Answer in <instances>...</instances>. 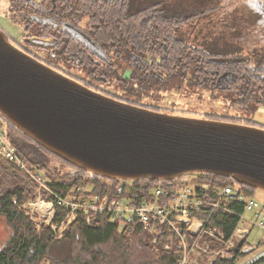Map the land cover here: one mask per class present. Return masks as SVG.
Wrapping results in <instances>:
<instances>
[{
    "label": "trees",
    "instance_id": "trees-1",
    "mask_svg": "<svg viewBox=\"0 0 264 264\" xmlns=\"http://www.w3.org/2000/svg\"><path fill=\"white\" fill-rule=\"evenodd\" d=\"M208 1L9 0V17L23 27V50L62 73L67 63L82 67L87 78H80V82L93 89L101 84L117 87L121 94H108L121 100L154 109L144 103V98L160 94L172 82L187 80L192 88L237 94L233 101L237 109L253 111L264 106V68L252 66L242 55H227L232 48L223 38H216L220 50L214 53L191 44L182 35L181 31L187 30L199 15L217 9L213 0ZM202 6L204 11L197 13ZM86 17L83 31L99 51L63 24L77 28ZM230 43L237 45L232 40ZM95 51L101 52L102 58ZM0 125L27 167L45 176L52 193L43 189L42 194L54 201L53 222L62 221L69 213V209L57 203L53 193L59 197L78 196L85 188L87 194H116L124 182L61 158L1 114ZM197 179L234 184L251 197L259 189L213 173H197ZM171 182L149 178L132 180L130 185L124 182L122 195L140 204L151 197L157 186ZM38 192L39 183L28 171L0 156V218L11 229L7 243L0 249V264H177L175 249L163 245L165 237L160 239L159 256L147 231L138 228L131 236H125L105 213L99 214L98 226L88 225L80 214L64 235L56 238L47 223L39 228L22 208ZM261 206L264 211V203ZM213 210L209 212L212 214L208 224L224 231L229 239L246 206L231 201ZM242 244L237 245L230 258L210 264H240ZM253 264H264V258Z\"/></svg>",
    "mask_w": 264,
    "mask_h": 264
},
{
    "label": "water",
    "instance_id": "water-1",
    "mask_svg": "<svg viewBox=\"0 0 264 264\" xmlns=\"http://www.w3.org/2000/svg\"><path fill=\"white\" fill-rule=\"evenodd\" d=\"M0 114L40 145L110 179L213 173L264 190V129L173 115L90 88L0 30Z\"/></svg>",
    "mask_w": 264,
    "mask_h": 264
},
{
    "label": "built area",
    "instance_id": "built-area-1",
    "mask_svg": "<svg viewBox=\"0 0 264 264\" xmlns=\"http://www.w3.org/2000/svg\"><path fill=\"white\" fill-rule=\"evenodd\" d=\"M0 156L21 166L38 181L39 192L36 198L34 201L26 202L24 206L27 207L28 204L32 206V218L37 216L35 223L37 225L42 221L47 223L56 238H61L80 214L84 216L88 225L98 226L99 214L105 213L111 222L117 223L120 231L126 236H131L138 228L147 231L152 236V243L159 256L160 239L165 237L163 245L167 249H175L178 255L177 264H210L217 259L230 258L237 245L242 244V240L247 239L249 235V231L237 229L244 213L234 233L227 239L224 231L208 224L213 209L237 201L243 203L246 210H254L256 218L261 216V212L256 210L261 207L259 202L246 195L239 186L202 181L197 179V173H185L172 180L170 184L157 186L151 197L140 204H135L131 198L122 195L125 189L124 182L126 185L131 184L128 180H123L124 182L116 189V194H87L85 191L88 190L85 188L81 189L82 193L78 196L59 197L53 193L57 203L69 209V213L62 221L53 222L54 201L45 199L42 194L43 189L51 191L40 172H32L20 158L1 125ZM111 184L112 182L108 180V185ZM38 202H42L45 208H39ZM47 212L52 213L50 218L46 215ZM260 223L264 227L262 220ZM234 236L238 239L233 241ZM259 246L247 242L239 249L247 257L255 254L250 261L253 262L255 257L264 258V249H259Z\"/></svg>",
    "mask_w": 264,
    "mask_h": 264
},
{
    "label": "rangeland",
    "instance_id": "rangeland-1",
    "mask_svg": "<svg viewBox=\"0 0 264 264\" xmlns=\"http://www.w3.org/2000/svg\"><path fill=\"white\" fill-rule=\"evenodd\" d=\"M41 1V0H34ZM10 10V2L9 0H0V28L6 32V34L10 37L12 43L17 47L23 48L22 37L24 34L23 27L18 24H14L9 17ZM87 22V17L79 26V30L71 29L75 33V35H81V30L84 28ZM249 27H242V31L245 33L243 41H240L242 37L239 38H227L224 37L222 40L227 41V46L233 47L231 45V40L234 43L241 44L239 47H233L236 49H230L227 52V55H242L249 59L252 66H260L264 68V42H257L260 39H264V32L261 35H257V29L259 25L255 24L254 26L246 23ZM238 37V36H237ZM186 38V37H185ZM191 44L195 46L205 47L214 53L219 52L218 40L216 41L213 37L206 36L202 37L199 35L192 34L187 37ZM258 43H262L259 45ZM249 44H253L257 46L256 49H248ZM244 48V50H243ZM97 51L98 48H96ZM44 51V50H41ZM44 54V53H42ZM64 71L63 73L68 75L69 77L82 81L81 79H85L86 72L82 69V67L74 66L72 64L63 65ZM129 70H127V73ZM94 84V83H93ZM95 85V84H94ZM104 86V87H103ZM97 90L104 92L106 94H121V91L118 90L117 87L114 86H105L101 84L99 88L96 87ZM109 94V95H110ZM112 95V96H113ZM238 97L237 94L226 91L222 89H200V88H192L188 85V81L186 80L184 83H178V81L172 82L164 91L160 94H157L151 98H144V103L147 105H151L154 108L161 110L162 112L185 116V117H193V118H205L211 119L213 117L215 120H221L224 122H232L239 125H248L254 126L258 128L264 129V106L258 107L253 111H243L237 109L233 106V101ZM41 172V171H40ZM42 177H45L41 172ZM33 177V176H32ZM34 178V177H33ZM46 181V179H43ZM249 196V195H248ZM252 197L259 202L260 205L264 203V190L256 189ZM36 198V197H35ZM34 198V199H35ZM29 199L26 202H30ZM25 202V203H26ZM48 202V201H46ZM24 203V204H25ZM22 205L24 211L29 214L32 218V206L29 204L27 207ZM40 204V203H39ZM37 204L39 208H45V205L41 203ZM34 209V208H33ZM261 209V210H260ZM260 209H256L261 212V216L256 218L254 215V210H246L244 217L237 229L241 231H249V235L247 239L242 240L244 243H253L260 245L259 249H264V227L261 225L260 221L264 222V211L260 207ZM37 215L36 210L34 211ZM42 214V213H41ZM46 215L50 218L52 213L47 212ZM37 216L34 217L33 221L35 222ZM47 218V217H45ZM40 228V226L38 225ZM11 229L7 226L5 221L0 218V249L5 246L9 237H10ZM125 235V234H124ZM237 235V233H236ZM126 236V235H125ZM238 239L236 236L233 237V241ZM242 244V246H243ZM241 246V247H242ZM255 256L252 255L247 257L243 254V259H241L240 264H253L254 262L260 260L257 257L254 258L253 262H250L251 259Z\"/></svg>",
    "mask_w": 264,
    "mask_h": 264
},
{
    "label": "flooded vegetation",
    "instance_id": "flooded-vegetation-1",
    "mask_svg": "<svg viewBox=\"0 0 264 264\" xmlns=\"http://www.w3.org/2000/svg\"><path fill=\"white\" fill-rule=\"evenodd\" d=\"M213 2L216 3L215 6H218L217 9L209 12L208 14L199 15V17L195 18L193 22H191L192 25L187 30L181 31L184 37L187 38L192 34L199 36L202 35V37H205V35L210 36L215 40L216 38L224 37H242L240 41H243L245 33L242 31V27H249L246 25V23L253 26L255 24L259 25L257 29V35H261L264 32V0H213ZM203 11L204 7L202 6L197 11V13H201ZM63 24L73 34L75 32L71 29L79 30V27L76 28L65 23ZM80 30L82 36L75 35L76 33L74 35L85 41L87 44L94 46L95 50L97 51V47L94 45L92 40L84 33L83 28ZM257 42H264V39H260ZM241 44L242 43L236 45L235 47H239L241 46ZM258 44L262 45V43ZM233 47L231 48L236 49ZM248 47L249 48L245 50L257 48L256 44H249ZM96 53L98 58H102L101 52Z\"/></svg>",
    "mask_w": 264,
    "mask_h": 264
},
{
    "label": "bare ground",
    "instance_id": "bare-ground-1",
    "mask_svg": "<svg viewBox=\"0 0 264 264\" xmlns=\"http://www.w3.org/2000/svg\"><path fill=\"white\" fill-rule=\"evenodd\" d=\"M53 69H54V68H53ZM55 70H56V69H55ZM1 127H2V126H1ZM2 128H3V127H2ZM39 203L41 204L42 202H38L37 204H39ZM40 204H39V205H40Z\"/></svg>",
    "mask_w": 264,
    "mask_h": 264
}]
</instances>
